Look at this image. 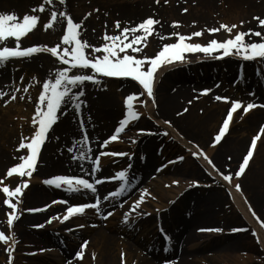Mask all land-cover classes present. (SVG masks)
<instances>
[{"label": "bare ground", "instance_id": "1", "mask_svg": "<svg viewBox=\"0 0 264 264\" xmlns=\"http://www.w3.org/2000/svg\"><path fill=\"white\" fill-rule=\"evenodd\" d=\"M224 1L225 0H168V3L165 4L164 0H161L159 3H156L155 0H106L101 6L103 12L102 14H98L96 22H92L86 18H80L75 21L81 22L83 20L81 39L93 45H99V36H102L105 30H107L109 34H115V30L112 26V22L115 20H120L123 26V22L125 21L130 24H135L148 16H152L154 19L159 20L160 24L154 26L155 33L148 38V43L146 45L149 47L146 49L144 55L151 52L152 47L158 44L161 36H165L168 31V26L171 25L172 21H179L181 27L187 30V32H182L181 34H190L193 31L214 27L201 22L204 20V11L213 12L215 11L214 8L218 6L219 17L213 14L211 18V22H218V25L215 27H218L221 22L227 24L237 23L239 25V21L244 20L245 23L239 30L246 31L247 29H254L264 31L257 27V23L252 19L253 13L250 10L252 7L257 11L255 14H264V0H238L239 5L236 4L237 6L233 7L227 6ZM241 1L246 5L248 4L247 8L241 5ZM70 2L71 0H66L64 5L60 4V11H64V9L68 10ZM171 2H174V6H168ZM179 7H183L182 9L187 8V12H190L192 16H194L195 19L193 21L196 22L194 25L192 23L193 21L190 23H183L178 19L180 14L176 13V9ZM13 9L11 7L4 13H13ZM182 9L180 13H187L182 12ZM105 12L108 13L107 16L104 15ZM105 22H107V29H105ZM99 28H101L100 33ZM224 34L225 32L223 30L211 35L205 31L203 35L205 37L199 38L202 40L205 39L204 42L206 43L212 38L221 40L227 38L228 34L226 33L225 37L223 36ZM11 40L13 39H8V42H11ZM139 55L144 56L142 52ZM24 60L26 61L22 64L24 70L38 74L41 79L48 78L47 76L50 74L48 71L49 68L43 59L39 56H33L27 57V59ZM236 62V67L239 69L236 78H241L235 83L236 85H227L226 82L229 73H231ZM261 63L262 62L243 61L235 57L214 60L203 58L202 54L189 53L186 54V62L184 64H176L172 68L161 71L155 85V108L161 119L154 117V113L152 112L154 106L151 100L144 98L147 100L146 108L144 105L137 103V111L141 113V116L153 118L154 127H152V130L154 134L137 135V132H134L131 139L135 138L136 143H134L135 145H129L127 147V150H129L127 153L134 155L131 161L132 167L128 170L129 186L126 192L134 191V189L138 187H141L140 191L146 189L149 193L146 197H150L149 204L143 203L141 207V211H143L137 215H132V208L128 202L120 204L119 208H114V205L120 198L116 197L106 201L105 209L107 208L108 211L110 210L113 212V215L108 217L106 221L99 219V216L95 214L93 210H87L85 215H81V221L77 219L79 218L78 216H74L63 223L57 219L52 227L64 237V240L62 243L53 244L57 246L54 249L45 247L43 252L36 251V257H33V263L122 264L121 253H124V264H264V243L259 242L261 239H264V227H261L263 220L259 214L261 213L264 216V195L258 193L260 190L257 188L256 184L254 185L253 183L249 184V187H247L248 189L246 187L245 189L241 188V192H237L234 185L238 183L239 178H236L233 174L232 186L230 187L227 182L222 181L221 177L216 172V169L219 170L221 168H219V166L225 164V167H228L227 162L235 161L242 147L243 139H234L231 142H224L229 136L232 127L234 125L246 127V130L250 127L255 128L251 134L252 138L254 135H257L260 127L264 125V109L256 108L250 110L248 114H243V110L240 112L239 109L238 113H234V120L230 122L229 130L225 136L220 142H217L213 146V140L219 131L220 124H222L221 121L224 118L223 116L216 129L215 135L208 146H206V138L214 129L217 116L224 108L225 102L216 101L214 99L220 92H209L206 95H201L200 90L205 89V87L198 86L200 83L211 81L212 79L209 78V75L214 74L216 69L220 70V85H224L222 88L218 89L220 91H225L222 93H228L231 94V96L234 95V98L237 95L236 100L242 102L246 96H253L249 95V92L247 93L244 91L246 90L244 89L245 86H250L252 89L264 95V93H262V90L264 91V82H261L264 80V77L260 75V70L264 67L260 65ZM249 64H255L256 68L249 66ZM219 65L221 66L218 67ZM222 66L224 68L223 71L220 69ZM198 69L202 70V75H199V77L196 73ZM6 70L7 67L0 69V74L3 77L8 76ZM185 70H190L195 73L189 77H180V74L187 72ZM103 79L107 82L98 87L104 89H96V91L92 92L85 90V95L83 97L88 98L87 95H89L93 96L94 99H90V104L86 102L83 105L79 116L75 114L70 105L66 106L67 111L63 114L58 112V122L50 129L47 139L42 145L43 156L41 162H43L45 169L41 170L40 173L47 174L48 172L54 171L64 161H66L67 165L72 169L80 171V162L72 161L71 155L74 153L70 154L67 151V148L73 145V141L79 140L83 135L82 132L76 129L77 126L75 125L76 123L73 117H75L78 122H80L81 119L84 121L85 129L93 150L97 143L96 139L107 131L113 121L116 120L117 115L122 114L124 111L123 106L117 104V96L120 92L128 91L133 93L139 90V86L136 82L128 79ZM178 79L181 80L177 81ZM189 81H193V83H191V85H185V82ZM220 95L224 96L223 94ZM189 101H192V103L189 104ZM2 102L3 101L0 100V104ZM247 102H250V100L242 103L246 104ZM228 107H230V104ZM184 109H187V111L185 112ZM87 110L90 115H88ZM61 111H63V109ZM164 120L170 121V125H165L163 123ZM137 121H139V119ZM137 121L133 122L128 127L131 128ZM141 124L145 125L147 122H142ZM158 128L164 129L165 132H169L170 138L167 139L161 136L157 131ZM244 132L246 131L240 132L239 136H242ZM122 135H124V132ZM120 136L115 142L117 145L120 144ZM189 138L196 142L193 147L187 143ZM143 139L147 140L146 143L149 146L153 144L160 146L163 158L170 157L174 152H178L175 157L183 156L184 159L182 161L184 162L180 164V167H177V164H173L169 169H171L173 175L179 173L190 175L192 181L180 179L181 177L178 178L172 175L170 178L168 177L170 185L165 186L164 181H161L154 174L155 171L157 173L159 171L154 167L153 155L146 150H142V148L138 146V142ZM112 146L113 144L111 143L107 148H111ZM7 149H9V147H4L0 139V169L8 162V157L5 154V150ZM199 150H202L203 153L210 158L212 161L211 165L208 164L202 156L196 157L197 162L192 161L190 157H188L193 151ZM141 154L145 156L143 162L140 159ZM258 155L264 156V133L260 134L257 148L254 150V156L250 159L245 172L241 176L242 178L246 177L249 168L258 158ZM112 159L114 158L104 157L101 159L103 161L102 169L98 175L109 170L112 171L113 168H115V165L118 163L116 162V164H113ZM127 163H129V160H127ZM168 163H170L169 160L164 162V164ZM197 164L203 167L206 166L209 172H206L205 175L199 173L192 175L194 171L198 172L196 169H199ZM213 165L215 168H213ZM84 167L90 170L88 162H84ZM125 167H127V165H125ZM117 168L119 170L123 169L124 164L119 165ZM236 170H238V168ZM223 171H225L223 168L219 170V172L222 173ZM209 173H211V175H209ZM228 173L230 172L227 171L226 174ZM24 179L29 178L25 177ZM204 180H206L208 184L203 183ZM38 181V178L34 176L29 179L30 184H33V188H31L30 185L26 189L24 194L25 197L21 199V203L18 206L19 219H21V221L17 223L14 230V225L12 229H9L7 224H5V229L8 231L7 235L14 234L16 238H20V243H17L13 253V264H27L23 251L27 249L28 244L32 245L30 243L32 239L29 240L31 236L28 235L36 232V228L32 226L45 214L22 213L24 203L32 204L46 200L47 197L50 196L47 190L54 193L56 197L53 199L57 201H59L60 198H65L80 203L81 201H79V199L82 200L90 196L103 200V197L107 194V189L112 186L109 182H105L97 186V192L94 194L85 191L81 193H67L64 190L53 191L46 185H44V187L38 184ZM173 181H178V183L173 186ZM193 181H198L199 183L192 185ZM251 181H253V179H251ZM34 183H37L39 186H35ZM195 189L202 191L200 193H195L193 191ZM229 191H231V195L228 194ZM247 194L249 196H247ZM248 197H250V199ZM245 199L247 203H245ZM146 201L148 202V200ZM226 203L229 204V206H225ZM58 205L59 203L51 205V207L48 208L49 210L47 209L49 212H47L46 216L50 215L52 211L63 207ZM55 206L58 207L54 208ZM200 206L204 207V211L208 214L210 219H215V228L221 229L220 232H215L218 235V237H216L220 241L225 242L224 249L221 252H218V248L216 247L217 243L207 238L209 233L200 231V229H204L202 223H200ZM249 206L256 213V217L252 216V213L249 211ZM35 207L39 206H31V208ZM5 210L4 206L0 204V222L3 221L2 212ZM64 213H62L60 217H62ZM125 213L129 214L131 220L130 226L122 222ZM159 216L161 218L169 216L167 219H163L165 225L162 226L157 223V225L154 226V230H156V228H163L164 233H169L168 237H170V239L167 241L160 238V231L154 232L148 225L152 217L160 220V218H158ZM112 217H115V219H112ZM257 217L259 219H257ZM87 221L92 222L90 227L85 225ZM235 222L239 224L242 222L243 224H237L233 228L246 227L245 230L236 233H233L231 230L225 232V228L222 226ZM81 224L84 225L83 228L77 227ZM139 225L143 228L142 231L138 229ZM16 231L19 232L21 237ZM253 231L257 233L256 236L253 235ZM45 233L46 231L42 233V236H44ZM119 234L124 235L127 240L120 239ZM245 234L246 236H244ZM88 236L91 238L88 256L84 254L82 259L77 260L74 257L75 242L78 237ZM240 236H242V239L238 238ZM42 248L43 247H38L36 249L40 250ZM165 248H167V250H165ZM93 254H95L94 258ZM3 260L4 257L0 249V262Z\"/></svg>", "mask_w": 264, "mask_h": 264}, {"label": "snow or ice", "instance_id": "2", "mask_svg": "<svg viewBox=\"0 0 264 264\" xmlns=\"http://www.w3.org/2000/svg\"><path fill=\"white\" fill-rule=\"evenodd\" d=\"M65 2L66 0H59L61 5H64ZM155 2L159 3L160 0H155ZM51 3L52 0H44V3L40 4L38 8L34 7L32 12L43 13L45 11V4ZM164 3L167 4L168 0H164ZM187 11V8L182 9V12ZM91 14L87 13L85 18ZM104 15L107 16L108 13L105 12ZM58 18L62 29V35L59 38L60 42L58 44L51 47L39 45L25 47L21 44V38L26 37L27 34L39 26L40 16L37 14H25L22 19H19L14 13H0V44H6L8 39L14 38L15 40V46H0V66L6 65L10 59L32 57L39 53H48L59 62V67L53 73H50L48 78H45L42 83L38 82L39 92L36 99L33 101L31 96L28 97V100L34 103V112L30 121L33 131L28 137L21 136L16 151H24L25 154L14 157L18 162L8 167L5 177L0 178V185H2L0 186V193L4 195L2 203L11 209V211L6 212V223L9 229H12L14 222L19 219L18 204L21 202L20 198L24 190L29 186V179L37 169L42 145L46 141L50 129L59 119L58 112L63 114L67 111L66 106L70 105L77 116L81 114V109L86 103L81 99L85 95L84 86L86 82L100 86L104 82L103 78H115L128 79L136 82L139 86L138 91L128 94L123 98L124 111L122 117L118 120L113 133L99 144L100 149H106L112 142L118 140L119 136L126 131L128 126L140 118L141 113L137 111V103L144 105L146 108L147 100H151L153 106H156L155 85L159 73L167 68L174 67L176 64H184L186 62V54L198 53L202 54L203 58L214 60L235 57L243 61L264 62V31L254 29L239 30L244 25V20L239 21V25L237 23L227 24L221 22L218 27H207L206 29L193 31L190 34H181L178 31H173L168 36L174 37V42L163 43L153 56H141L139 54L142 51V47L148 43V38L155 33L154 26L160 24V21L154 19L152 16H148L135 24L125 21L123 22V26L120 20H115L113 22L115 34H109L105 30L102 34V42L99 45H93L81 39L83 20L81 22H74L71 15L66 11H52L50 18L43 24L44 30L50 29L57 22ZM252 19L258 22V28L264 30V18L253 16ZM192 23L194 25L196 22L193 21ZM170 26L179 28L181 23L179 21H172ZM105 29H107V22H105ZM221 30L228 34L227 38L222 40L212 38L203 44L190 42L192 38L202 37L205 31L211 35L219 33ZM164 38L163 36L160 37L161 40ZM253 38H258V40ZM260 75L264 77V68L260 70ZM23 79L24 77H21V80ZM261 82H264V80ZM23 91L28 92V87H24ZM200 91L202 95H206L211 92V89L205 88ZM4 95L6 93L0 92V96ZM249 95L254 96V93H249ZM144 98H147V100ZM9 99L15 100L17 96L13 93ZM19 99L24 100L25 97L20 96ZM214 99L225 103L229 102V97L221 95H216ZM8 102V100L4 101L5 104ZM188 103L191 104L192 101ZM241 108L243 114H248L250 110L256 108L264 109V104L256 102L244 104L240 100H231L226 116L223 118L219 131L214 137L213 146L225 136L229 130L230 122L234 120V113H238V110ZM62 109L63 111H61ZM184 111L186 112L187 109H184ZM163 123L170 125V121L168 120H164ZM79 128L83 135L79 140L73 141V145L68 147L67 151L70 154L74 153L71 155V160L80 162V172L83 175L56 174L43 179L42 183L56 189H63L67 193H81L87 190L94 194L97 192V186L105 182L116 181L118 182V187L108 192L103 197V200L109 201L111 198L121 197L129 186L128 170L132 167L131 161L134 154L124 151L101 150L93 156L91 141L82 119L79 122ZM261 133H264V125L260 127L257 135L251 138L246 154L243 155L242 162L239 163L238 170L234 173L236 178H239L245 172L250 159L254 156V150L257 148ZM153 134L150 129H137V135ZM162 134L167 135V132H163ZM130 142L134 144L136 143V139L132 138ZM191 155L193 157L202 156L208 164H212L210 158L202 150L193 151ZM102 157L114 158L112 159L113 164L115 163V159L126 157L129 160V164L125 169L117 170L113 175L108 177H101L94 181L85 178V176H96L101 171ZM140 159L142 162L145 159L143 154H141ZM183 159V156H179L170 163H176ZM84 162H90V170L84 167ZM163 167L164 165H161L160 168H157V171H160ZM213 168H215L214 165ZM216 172L222 181L227 182L230 187L232 186V173L224 174L219 172L218 169H216ZM25 177L29 179H24ZM5 178H20V182L13 188L3 183ZM176 183L178 181H173V184ZM198 183V181H193L192 185ZM234 187L237 192H241V186L238 183ZM228 194L231 195V191ZM146 195H149L146 189L140 191L139 198L133 201V212L144 201ZM13 199L16 202H13ZM57 203L68 205L65 213L62 217H49L45 223H51L54 219H59L63 223L74 216L85 215L87 210H93L95 214L103 215L104 219L113 215L112 211L101 212L99 198L76 204H69L67 200H53L51 204L44 205L41 208H28L24 211L29 213L43 212L50 208L51 205ZM245 203H247L246 199ZM249 211L253 217H256V213L250 206ZM257 219L259 218L257 217ZM122 222L129 224V226L131 225L128 213L124 214ZM44 226V224H37L32 227L43 228ZM77 227L83 228L84 225L81 224ZM261 227H264V222L261 223ZM238 230L240 229H231L233 232ZM200 231L220 232L221 229L210 228L200 229ZM253 235L256 236L257 233L253 231ZM164 239L167 241L170 237L164 234ZM0 242L8 245L4 251L8 255V264H13V253L18 243L17 238L14 234L7 235L4 231H0ZM259 242L264 243V239H261ZM86 245L87 241L80 243V250L75 252L77 260L83 258ZM39 251L43 252L44 249H40ZM31 254L35 255L36 253ZM94 256L95 254H93V258ZM121 260L122 264H124V253H121Z\"/></svg>", "mask_w": 264, "mask_h": 264}, {"label": "rangeland", "instance_id": "3", "mask_svg": "<svg viewBox=\"0 0 264 264\" xmlns=\"http://www.w3.org/2000/svg\"><path fill=\"white\" fill-rule=\"evenodd\" d=\"M105 1L106 0H71L68 10L64 9V11H66L68 14L71 15V17L73 18L74 22H76L75 20H78L80 18L81 19L85 18L87 13H92L90 16H87L86 19H88V20H90L92 22H96L98 14H102V12H103V8H101V6H102L103 2H105ZM230 1L231 0H225L224 2L227 4V6H232V7L233 6H237L236 4H238V0H234V1H231V2ZM42 3H44V0H0V13H4L5 11L9 10V8L12 7V9L14 8L12 10L13 13L16 14L19 19H22L23 15H25V14H37L38 16H40L39 26L37 28H35L34 30H32L29 34H27L26 37L21 38L22 46L27 47V46L39 45V46H49V47H51V46H54V45H56V44H58L60 42L59 38L62 35V29H61V22H60L59 18H58L57 22L50 29L44 30V28H43V24L47 21V19L50 18V13L52 11H60L59 0H52L51 4H45V11L43 13H39V12L33 13L32 9L34 7L38 8V6L40 4H42ZM240 3H241V5L244 6V8H247L248 4L246 5L242 1ZM168 6H174V2H171ZM182 8L179 7L178 9H176V13L180 14L178 19L181 22H183V23H187V22L190 23L191 21H193L195 18H194V16H192V14L190 12L180 13V10ZM218 8H219V6L215 7L214 8L215 11H213V12L204 11L203 12L204 20L201 23L208 24L209 26H214V27L217 26L218 22L217 23L216 22L215 23L211 22V18L213 16V14H215V16L219 17ZM96 10H98V11H96ZM250 10L253 13V16H259L260 18H264L263 17L264 14H262V13L255 14V12H257L255 10V8L251 7ZM181 19H183V20H181ZM254 22L258 23L257 21H254ZM112 26H113V22H112ZM100 31H101V28H99V33H100ZM173 31H178L180 33L187 32V30L184 29L181 26L179 28H173V27L168 26V31H167V33L164 36L165 38L163 40L160 39L158 44L155 47H152L151 52L148 53L146 56H153L154 53L159 49L160 46H162L163 43H172V42H174L175 38L168 36V34L173 32ZM223 36L225 37L226 33ZM202 37H205V36H202ZM253 39H257L258 40V38H253ZM13 40H14V38H13ZM13 40H11V42L7 41L6 44H0V46H15V40L14 41ZM204 41H205V39L202 40L200 38H196V39H192L190 42H193V43L194 42L205 43ZM99 42L100 43L102 42V36L101 35L99 36L98 44H100ZM148 47L149 46H147V45L142 47V51H141L142 55L145 54L146 49ZM34 56H36V57L39 56L41 59H43V61L46 63V65L49 68V70H48L49 73H53L55 71V69L57 67H59V62L54 57H51V55L48 54V53H39V54H36ZM24 59H27V58L10 59L6 63V65L0 66V69L4 68V67H7L6 71L8 72L7 73L8 76H6V77H3L0 74V92L6 93V95L0 96V100L3 101L0 104V134H1L0 139H1V144L4 147H7V146L9 147V149L5 150V154L8 157V162L3 165L2 169H0V178H4L5 177V173H6V170H7L8 167H10L14 163L18 162L16 159H14V157H18L20 155L25 154L24 151H16V149H17L18 144L20 142L21 136L23 135L25 137H28V136L31 135V133L33 131V128L31 126L30 121H31V118H32V115H33V112H34V103L29 101L28 97L31 96L33 101L36 99V97L38 96V92H39V84H38V82L42 83V81L44 80V79H41L38 74H35V73H33L31 71H28V70H24L22 68V64L26 62ZM236 64H237V62L234 64L235 66H233L231 73H229L228 80L226 82L227 85H232V81H234V79H235V76H236V73H237V70H238V67H236ZM260 65L264 67V62H262ZM220 66L221 65H219L218 67H220ZM249 66H252L253 68H256V65H254V64H249ZM220 69H222L221 71H223L224 70L223 66ZM185 71H187V72H184V73L180 74V77H186V76L189 77L190 75L192 76L195 73V72H192L190 70H185ZM196 73L198 74V77H199V75H202V70L198 69V70H196ZM219 73H220V70H216L215 69L214 74L209 75V78L212 79L211 81H209L207 83L198 84V86H203V87H207V88L211 89L210 93H212V92H220L219 95L223 94L225 97H229V102L225 103L224 108L222 109V111L217 116V119L215 121L214 129L209 133V135L206 138V146H208V144L212 140L213 136L215 135L216 129L218 128V125H219L220 121L222 120L223 116L226 115L227 109H228V105L230 104V101L231 100H235L236 97H237V95H236L235 98H234V95L231 96V94L222 93V92H225V91L218 90L219 88H222L224 86V85L223 86L220 85V80H219L220 79V74ZM21 77H24V79L21 80ZM33 77H35V79H33ZM47 77H49V75ZM180 80L181 79H178L177 81H180ZM103 81H104L103 84H105V82H107L104 79H103ZM185 83H186L185 85H191V83H193V81L192 82L189 81V82H185ZM24 87H28L29 91L28 92H24L23 91ZM84 88H85L86 91H90V92L96 91V89H98V90L99 89H104V88H100V87H98L96 85H93V84H91L89 82H86ZM17 89H19V91H17ZM244 89H246L244 91L247 92V93L248 92L249 93H254V96H252V97L251 96L250 97L246 96V98H244V100L242 102H246L248 100H252V101H254V102L258 103V104H264V95L263 94H261L259 91H256L255 89H252L250 86H248V87L245 86ZM13 93H15V95L17 96V99L10 100L9 97ZM262 93H264L263 90H262ZM128 94H130V92H128V91L127 92H124V91L120 92V94L117 96V104L119 106L122 105L123 98L126 95H128ZM20 96H24L25 99L24 100L19 99ZM87 97L88 98L82 97L81 99L83 101L87 102L88 104H90V102H91L90 99H94V97L93 96H89V95H87ZM5 100H8L9 102L7 104H5L4 103ZM92 101H94V100H92ZM152 110H153L152 112L154 113V117H156L158 119H161L159 117V115H158L159 113L156 110V108L154 107ZM239 111L242 112V108ZM87 113H88V115H90L88 110H87ZM119 116H120V114L117 115V118ZM117 118H116V120H117ZM73 120L76 123L75 125L77 126V128L76 127L75 128L79 132H81L80 128H79V122L75 119V117H73ZM116 120L113 121V123L110 125V127H109V129L107 131H105L100 137H98L96 139L97 143H96L94 149L92 150L93 156L95 154H97L98 151H101V150L105 151L104 149H100L99 148V144L102 143V141L105 139L106 135L111 133V129H112L113 125L115 124ZM142 122H145V123L147 122V124H145L146 126L142 125L141 124ZM153 125H154V120H153L152 117L148 118V116H146V117L145 116L144 117L141 116L139 118V121L134 123L133 126L130 129H128V132L126 134L124 133V135H122L120 137V144L117 145V143H115L116 142L115 141V142L112 143L113 146L111 148H107L106 150L107 151L129 152V150H127V147L129 145H135V144L130 142L132 134L134 132L136 133L137 129H150L153 132V130H152V127H154ZM244 130L246 132H244V134L242 136H239V133L244 131ZM254 130H255V128H252V127L248 128V130H246V127H238L236 125H234L232 127L229 136L226 138V140L224 142H231L234 139H243L242 147H241L239 153L237 154V159L235 161H233V162H229V163L227 162L228 167H225V164L223 166L222 165L219 166V168L221 167V168L225 169V171H223L224 174H226L227 171L232 173V174L235 173L236 169L239 166V163L241 162V158H242L243 154L246 152L247 147L250 144L251 134H252V132ZM157 131L159 132V134L161 136H163V137H165L167 139L170 138L169 132L166 131L167 135H163L162 134L163 132H165L164 129L158 128ZM146 141L147 140H145V139L140 140V142H138V146L140 148H142V150H144V151L146 150L147 152H149V153H151L153 155V157H154L153 163H154V167L156 169L160 168L161 165H164V167L161 168V170L158 173L155 171L154 174L161 181H164L165 186H169L170 184L168 182V177L170 178V176L173 175V172H171V169H169V167H171V165H173V164H177L176 166L180 167L181 166L180 164L182 162H184V161L181 160V161H178L176 163L164 164V161H166V160H169L170 162L176 160L177 157H175V156L178 154V152H174V154H172L168 158H161V147L158 146L157 144H153L152 146H149V145H147ZM187 143H189L190 146H192V147L196 144V142L194 140L190 139V138L187 140ZM206 146H204V147H206ZM204 147H202V148H204ZM65 151H66V148H65ZM66 153H67V151H66ZM41 156H43V152H42ZM188 157H190V159L192 161L197 162V158L191 156V154H189ZM127 160H128L127 158H126V160H125V158L116 159L115 162H117L118 164L115 165V168H113L112 171L109 170V171H107V172H105L103 174H99V175H96V176H88V178H90L91 180H94L95 178L98 179V178H101V177L111 176V175L114 174L115 171L119 170L117 168L119 165L124 164V168L123 169H125L126 168L125 165L129 164V163H127ZM88 163L90 165V162H88ZM197 165L199 167V169L196 168L198 172L194 171V173L192 175H195V173H197V174L199 173L201 175H205L206 172H209L208 169L206 168V166L203 167L202 165L200 166V164H197ZM43 169H45V166H44L43 162H40V165L38 166L37 171H36V177L39 179L38 184H41V185H44L42 183L43 179L49 178L52 173H56V172L73 173V174L83 175V173H81L80 171L74 170L71 167H69L67 165L66 161L61 163L59 165V167L56 168V170L48 172L47 174L40 173V171L43 170ZM173 176H176L178 178L181 177L180 179H187L188 181H192V179H191L192 177L190 175H188V174L179 173V174H176V175H173ZM151 179H152V176H151ZM251 179H253V181H251ZM19 182H20V178H5L3 180L4 184H6V185H8L10 187H13V188ZM203 183L208 184V182H206V180H204ZM250 183H253L254 185L256 184L257 188L260 190V191H258V193L264 195V156L263 155L262 156L258 155V158L255 160V162L252 163L251 167L249 168L246 177H244V178L241 177V178H239V181H238V184L243 189H245V187L246 188L249 187ZM34 185L37 186V187L39 186V185H37V183H34ZM172 185L174 186V184H172ZM0 186H2V185H0ZM117 186L118 185L110 187L109 189H107V191L110 192V191L114 190V188L117 187ZM31 188H33V184H31ZM140 189H141V187L140 188L138 187V188H135L134 191L126 192V194L124 193L119 198V200L116 202V204L114 205V208H119V205L123 204L125 202H128L130 204V207L133 208L134 207L133 201H135V200H137L139 198L140 194H138V193H140ZM25 190H24L23 195L21 197L22 199L25 197L24 196ZM193 191L195 193H200L202 190L195 189ZM150 195H152V194H150ZM247 196H249V195L247 194ZM49 198L50 197H47L46 200L38 201V202H35V203H32V204L24 203V205H23L24 214L27 213V211H24L25 209L31 208V206L34 207V206H41L43 204H46L49 201ZM95 198H97V197H91L90 196L89 198H86V199H82V200L79 199V201H81V202L82 201H88L89 202V201H91V200H93ZM248 198L250 199V197H248ZM3 199H4V195L2 193H0V204L1 205H3V203H2ZM146 200H148V202ZM149 200H150V197L149 196H147V197L145 196L144 201L138 207H136L135 212L132 211V215H137L138 213L142 212L143 210L141 211V207L143 206V203H148L149 204ZM67 201H68L69 204H76L77 203L74 200L73 201L72 200H67ZM13 202H16L15 199H13ZM100 203H101V212L102 213L108 212L107 208L105 209L106 201H103V200L100 199ZM65 206H67V205H64L61 209H58L55 212H53L52 215H50V217L60 216L63 213V208ZM225 206H229V204L226 203ZM4 208L6 210L2 212L3 221L0 222V231H4L7 234L8 231H7V229H5L6 228L5 224H7L6 223V212L11 211V209L7 208L6 206H4ZM151 208L153 209L152 206H151ZM199 213H200V217H201L200 218V220H201L200 223H202L204 229L215 228V222H214L215 219L214 220L210 219L208 214L204 211V207L203 206H200ZM259 214L262 217V220L264 222V216L261 213H259ZM98 216H99V219H101L103 221H106L108 219V218L104 219L103 215H98ZM44 217H45V215L41 216V219L37 220V222L34 225H37V224H44L45 225V223H44L45 221L43 220ZM78 217L79 218H77V219L81 221V215L78 216ZM167 217H169V216H166L164 218L167 219ZM158 218H160V220H157V218H155V217L153 218L152 217L150 222H149V224L147 223L149 225V227L151 229H153L154 232H156V230H154V226L157 225V223L162 225V226L165 225V223L163 221L164 218L163 217L161 218L160 216ZM112 219H115V217H112ZM55 220L56 219H54V221ZM19 221H21V219H18L17 221L14 222L13 230H14L15 226L17 225V223H19ZM237 224L238 225H242L243 223L242 222L240 224L236 223V222L235 223H229L226 226H222V227L225 228V232H226V231H230ZM85 225H88L90 227L92 225V222L91 221L90 222L87 221ZM52 226L53 225L51 223L50 224L48 223V225H45L43 228L37 229L36 232L31 233V234L28 235V236H31L29 238V240L32 239V240H30V243L32 244V246L27 247V249H25L23 251V253L25 254V257H26L25 261H26L27 264H34L33 263L34 262L33 256H31V253H33L35 250H37L36 248H38V247H40L42 245H44L45 247H49V248H50L49 245H52L51 247H55V245H53V244L62 243V241L64 240V237L61 236V234L58 231H56V229L54 227H52ZM138 229L140 231H142L143 228L141 227V225H139ZM162 230H163V228H162ZM44 231H46V233H45L44 236H42V233ZM207 232H209L210 234H216L215 232H210V231H207ZM16 233L21 237V235L19 234L18 231H16ZM164 234H167V236H168L169 233L166 232ZM164 234L162 236V239L164 238ZM244 236H246V234ZM119 237L122 240H127V238L124 237V235H122V234H119ZM207 238H209V240H213V241H215L217 243L216 247L218 248V252H221L224 249V246H225V242L224 241H220L217 237L208 236ZM238 238L242 239V236H240ZM17 240H18V243H20V238H17ZM83 241H87V245H86V247L84 249V254H87V256H88V251H89V248H90V244L89 243H91V238L89 236L88 237H81V238L78 237V239L75 242V252L80 250V243L83 242ZM6 247H8V245H5L2 242H0V249H1L3 257H4V260L1 261L0 264H8V255L4 251V249ZM74 257H75V255H74ZM51 264H59V263L56 262V263H51Z\"/></svg>", "mask_w": 264, "mask_h": 264}]
</instances>
